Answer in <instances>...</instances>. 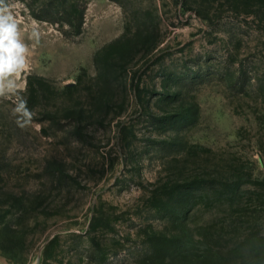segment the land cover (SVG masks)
<instances>
[{
	"label": "rangeland",
	"instance_id": "rangeland-1",
	"mask_svg": "<svg viewBox=\"0 0 264 264\" xmlns=\"http://www.w3.org/2000/svg\"><path fill=\"white\" fill-rule=\"evenodd\" d=\"M87 1L69 39L5 0L32 117L0 97V264H236L264 239V0Z\"/></svg>",
	"mask_w": 264,
	"mask_h": 264
},
{
	"label": "trees",
	"instance_id": "trees-1",
	"mask_svg": "<svg viewBox=\"0 0 264 264\" xmlns=\"http://www.w3.org/2000/svg\"><path fill=\"white\" fill-rule=\"evenodd\" d=\"M29 9L31 16L39 21L48 22L60 27L62 34L74 39L82 35L86 22V11L88 6L87 0H19ZM99 63V60L96 59ZM81 81V77H79ZM49 80L44 77L30 76L28 79V89L26 94L31 98H37L41 92L35 86L39 83L41 86L48 85ZM75 86L68 87L74 89ZM42 90V89H41ZM234 189H231V192ZM256 245L247 254L235 256L236 264H264V239L257 240ZM177 257V256H174ZM174 257L172 259L174 260ZM217 263L230 264L231 260H224L217 257Z\"/></svg>",
	"mask_w": 264,
	"mask_h": 264
},
{
	"label": "clouds",
	"instance_id": "clouds-1",
	"mask_svg": "<svg viewBox=\"0 0 264 264\" xmlns=\"http://www.w3.org/2000/svg\"><path fill=\"white\" fill-rule=\"evenodd\" d=\"M29 39L40 41L39 31L33 29ZM34 46V45H33ZM30 48L22 38L19 21L5 0H0V97H16L15 113L31 120L27 101L19 96L21 74L29 68ZM19 122V121H18Z\"/></svg>",
	"mask_w": 264,
	"mask_h": 264
}]
</instances>
